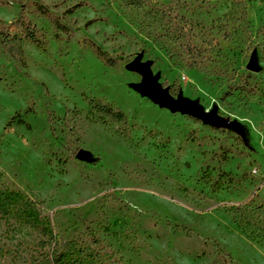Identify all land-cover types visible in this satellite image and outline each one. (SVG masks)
<instances>
[{"label": "rangeland", "instance_id": "1", "mask_svg": "<svg viewBox=\"0 0 264 264\" xmlns=\"http://www.w3.org/2000/svg\"><path fill=\"white\" fill-rule=\"evenodd\" d=\"M0 31V188L42 220L0 212V264H264V0H0ZM139 55L237 129L141 96Z\"/></svg>", "mask_w": 264, "mask_h": 264}, {"label": "water", "instance_id": "2", "mask_svg": "<svg viewBox=\"0 0 264 264\" xmlns=\"http://www.w3.org/2000/svg\"><path fill=\"white\" fill-rule=\"evenodd\" d=\"M142 59L143 56L139 55L126 66L127 70L142 76L141 82L133 85L134 90L141 96L151 100L160 108L167 109L172 113L189 115L201 120L206 125L217 128L237 129L235 123L219 117L216 111H205L198 101L189 100L182 94L174 97L170 90L160 83L159 75H154L151 63L143 62ZM249 69L255 72L259 70L256 56H253ZM83 154L84 157L87 156V153L84 152Z\"/></svg>", "mask_w": 264, "mask_h": 264}, {"label": "trees", "instance_id": "3", "mask_svg": "<svg viewBox=\"0 0 264 264\" xmlns=\"http://www.w3.org/2000/svg\"><path fill=\"white\" fill-rule=\"evenodd\" d=\"M25 39L30 41L31 43L36 44L37 46L41 45L40 40L37 38L34 30L30 28L25 29ZM0 40L3 45L6 47L7 53L11 56L21 59L22 57V43L21 40L17 38V35L11 36L9 32L0 31ZM112 65L115 64L114 60H108ZM99 111L111 115L113 118L118 121H123L125 116L122 112L116 111L109 106L97 105ZM14 205H19L20 210L22 211L25 218L28 221L33 223L42 222L39 212L35 208L34 202L26 199L22 194L17 191L11 190L8 187L0 188V212L6 213L11 207ZM233 213L237 217V223L243 229V231H248L251 229V223L249 220H246V209L243 206L232 208ZM260 233H263L264 230H259ZM254 232H252L253 234ZM60 258V256H59ZM58 258V259H59Z\"/></svg>", "mask_w": 264, "mask_h": 264}]
</instances>
